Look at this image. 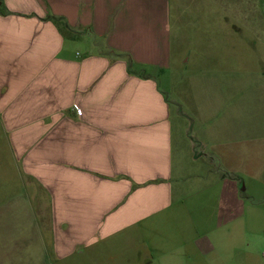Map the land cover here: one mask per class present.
I'll return each mask as SVG.
<instances>
[{"label": "crops", "instance_id": "crops-1", "mask_svg": "<svg viewBox=\"0 0 264 264\" xmlns=\"http://www.w3.org/2000/svg\"><path fill=\"white\" fill-rule=\"evenodd\" d=\"M196 19L222 60L264 47V0H0V264L174 262L171 107L143 71Z\"/></svg>", "mask_w": 264, "mask_h": 264}, {"label": "rangeland", "instance_id": "rangeland-1", "mask_svg": "<svg viewBox=\"0 0 264 264\" xmlns=\"http://www.w3.org/2000/svg\"><path fill=\"white\" fill-rule=\"evenodd\" d=\"M204 34L172 36L165 68L143 71L171 107L174 190L186 203L163 239L173 242L172 264H264V47H229L222 60L226 48ZM67 48L69 57L104 51Z\"/></svg>", "mask_w": 264, "mask_h": 264}]
</instances>
